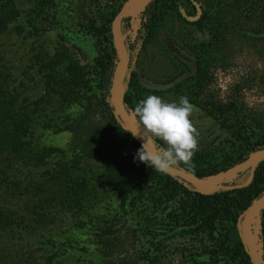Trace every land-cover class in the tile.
<instances>
[{
  "label": "trees",
  "instance_id": "trees-1",
  "mask_svg": "<svg viewBox=\"0 0 264 264\" xmlns=\"http://www.w3.org/2000/svg\"><path fill=\"white\" fill-rule=\"evenodd\" d=\"M11 1L23 0H0V33L14 18ZM152 4L153 10L145 11L140 18V49L143 52L156 45L157 35L166 18L186 30L206 36L205 40L192 44L183 43L179 37L171 39L173 44L192 56L194 65L189 70L182 63H174L175 75L165 81L166 90H163L177 102L179 97L187 96L189 103L212 121L213 134L219 140L216 144L211 141L198 145L191 167L181 164L175 168L203 180L227 172L251 154L264 150V107L245 109L237 97L218 99L211 89V72L222 68L221 53L230 46L233 38H263L264 0H153ZM119 9L120 6H117L99 19H89L82 25L85 34L93 39L96 51V57L86 69L79 67L70 53L55 51L48 57L37 54L33 58L36 68H29V88L24 94L12 97L5 81L8 72L0 66V190L10 197H23L32 189V198H37L23 214L0 205V233L8 232L23 242L24 236L28 240L34 237L31 231L38 225L48 224L45 236L39 234L40 237L32 242L36 246L35 252L38 250L41 254L35 257L25 252L24 263L75 264V248L57 241L58 234L54 229L58 217L55 208L57 200L54 196L39 198L43 192L41 183L55 172L54 166L59 167L60 162L55 163L56 159H63L68 174L75 178L91 172L89 161L95 158L99 160L95 162L102 166L104 187L116 186L125 195L126 209L133 212L131 220L141 237L157 246L166 235L168 238L201 235L212 242V247L204 248L203 255H176V264H250L236 235L235 225L238 217L264 196V159L256 165L253 179L247 187L218 190L208 195L197 193L189 184L184 187L183 181L179 183V179L159 173L139 160L134 162V156L141 147L129 132L121 130L109 106V90L116 61L111 45L110 22ZM252 21L256 24L249 27ZM135 80L131 70L122 80V104L129 114L143 99L142 92L146 91ZM14 103L16 107L25 105L18 111L13 110ZM28 106H31L30 110L26 109ZM92 106L106 108L110 125L119 129L130 141L127 171L150 184V197L132 194L127 182L119 181V170L113 160L101 158L95 152L99 133L88 126L86 119ZM73 107L84 108L85 111L72 115L69 110ZM37 126L50 128L55 133L68 132L70 140L66 150L36 149L31 144V138ZM221 141L225 145L219 147ZM31 178L34 179V187L29 184ZM87 181L85 177L82 189L92 198L95 195L92 189L96 187ZM258 219L264 264V209ZM41 245L45 249H41ZM26 246L30 251V245ZM140 256L143 264H159L160 258L164 257ZM101 263H105L103 258ZM0 264H17L14 255L1 240Z\"/></svg>",
  "mask_w": 264,
  "mask_h": 264
},
{
  "label": "rangeland",
  "instance_id": "rangeland-1",
  "mask_svg": "<svg viewBox=\"0 0 264 264\" xmlns=\"http://www.w3.org/2000/svg\"><path fill=\"white\" fill-rule=\"evenodd\" d=\"M134 1H11L14 18L8 22L5 31L0 33V55H2L0 66L8 72L5 81L11 91V96L18 97L15 95L24 94L29 88L31 84L28 80L31 71L29 68H36L33 58L37 54L48 57L55 51L70 53L79 67L86 69L96 57V51L93 39L85 34L82 25L89 19H99L117 6H120V9L128 8ZM152 2L136 16L122 20V28L119 26V35L128 67L124 77L127 76L129 70L134 73L137 85L146 90L142 92L143 99L149 95H155L167 103L177 102L170 93L164 91L166 90L164 83L174 77V63H182L190 70L194 65V60L183 48L173 44L171 39L179 37L183 43L192 44L195 41L205 40L206 36L186 30L166 18L157 35L156 45L147 52H143L140 49V18L145 11L153 10ZM255 24L256 22L252 21L249 27H254ZM262 37L231 40L230 46L221 53L223 55L222 68L211 72L213 78L211 89L215 98L225 100L235 96L245 109L264 107V36ZM240 86L241 88L236 91L235 88ZM151 90L158 92L153 93ZM23 105L25 103L16 107L14 103L15 109L13 110L20 111ZM26 109L30 110L31 106ZM84 111V108L79 110L77 107L69 110L72 115L80 112L82 114ZM113 116L121 126V130H124L122 123L114 113ZM86 119L88 126L91 129L94 127L95 132L99 133L98 141L94 146L97 155L113 160L119 170L117 173L119 181H126L131 187L132 194L139 193L143 197H150L152 193L150 184L141 181L133 173L127 171V158L131 153L130 141L119 129L110 125L106 108L92 106L87 111ZM190 119L199 132L198 145H206L211 141H214V144L217 143L219 139L213 134L214 126L211 120L195 107H193ZM38 122L40 123L36 121ZM37 127L31 138V144L36 149L44 147L66 150L70 140L68 132L55 133L50 128ZM223 145H225L224 141L219 147ZM258 155L259 153L251 154L244 162L228 170L226 174L219 173L218 176H210L208 180L216 179L210 184L242 183L244 178L246 179L249 163ZM95 161L99 160L94 158L89 161L91 172L74 178V175L68 174L66 166L62 163L63 159L62 161L56 159L55 163L60 162L59 167L54 166L55 172L41 183L43 192L39 198L54 196L57 200L55 206L58 211L57 223L55 227H52L58 234L57 241H63L75 248L74 255L77 260L75 264H100L102 258L104 264H143L140 255H164L160 258L159 264H176V255H203L204 248L212 247V242L210 243L201 235L194 234L171 238L166 235L158 246L141 237L131 220L133 212H128L126 209L125 195L120 193L116 186L104 187L102 166ZM53 162L54 159H52ZM85 177L88 178L89 184L96 187L92 189L95 193L92 198L87 196L88 193L82 189ZM178 182L181 183V180ZM29 184L32 187L35 186L33 178L30 179ZM182 185L187 187L186 183ZM28 191V194L23 197H10L7 192L0 190V205L15 210L18 214H23L25 209L37 200V198H32V189ZM253 227L252 236L256 238L262 258L258 217H255ZM47 229H49L48 224L38 225V228L31 231V236L34 237L28 240L24 236L23 242L8 232L0 233V240L14 255L17 264H25V255H23L25 252L35 257L41 254V251L35 252L36 246L32 242L40 237L39 234L45 236ZM235 231L238 237L237 224ZM25 240L28 241L24 243ZM26 245H30L29 249L33 253L26 248ZM40 248L45 249V246L41 245Z\"/></svg>",
  "mask_w": 264,
  "mask_h": 264
},
{
  "label": "clouds",
  "instance_id": "clouds-1",
  "mask_svg": "<svg viewBox=\"0 0 264 264\" xmlns=\"http://www.w3.org/2000/svg\"><path fill=\"white\" fill-rule=\"evenodd\" d=\"M192 111L187 96L179 97L178 103L155 95L140 100L130 111L131 127L125 129L142 141L134 162L139 160L159 173L181 164L191 167L199 136L190 119Z\"/></svg>",
  "mask_w": 264,
  "mask_h": 264
},
{
  "label": "water",
  "instance_id": "water-1",
  "mask_svg": "<svg viewBox=\"0 0 264 264\" xmlns=\"http://www.w3.org/2000/svg\"><path fill=\"white\" fill-rule=\"evenodd\" d=\"M151 1L153 0H135L132 3V5H130L128 8H121L120 10H118L110 22L111 45L116 58V63H115V69L113 72V77L111 80V86L109 90V104L113 110L114 115L122 123L124 130L130 128L131 123L130 120L128 119V117H130V114L127 113L125 107L122 104V95H123L122 80L126 72L127 61H126V54L119 35V23L123 19L136 16ZM132 138L141 147L142 141L133 136ZM256 153H259V155L255 157L253 160H251V162L249 163L247 167L246 179L240 184L211 185L212 183L210 184L208 181L209 177L200 180L194 177L193 175L186 173L185 171H182L178 168H173L169 172L163 174L175 179H179L184 183L189 184L197 193L204 195L214 193L218 190L241 189L247 187L251 183L256 165L264 159V150ZM263 209H264V196L261 197L256 202H254L246 211H244L242 215L238 217V221H237L238 238L242 243L245 254L249 258L250 264H262V258H261V254L259 255L258 261L253 257V250L247 239L246 225L249 219L253 217L257 218L259 213Z\"/></svg>",
  "mask_w": 264,
  "mask_h": 264
},
{
  "label": "bare ground",
  "instance_id": "bare-ground-1",
  "mask_svg": "<svg viewBox=\"0 0 264 264\" xmlns=\"http://www.w3.org/2000/svg\"><path fill=\"white\" fill-rule=\"evenodd\" d=\"M128 119L130 120V117H128ZM221 174H226V172L221 173ZM218 176V175H216ZM216 179L213 180H208L209 183L214 182ZM255 223V217L249 219V221L247 222L246 225V234H247V239L252 247L253 250V257L258 261L259 259V255H260V249H258V245L256 242V238L254 237V235L252 236V231L251 229H254L253 225Z\"/></svg>",
  "mask_w": 264,
  "mask_h": 264
}]
</instances>
